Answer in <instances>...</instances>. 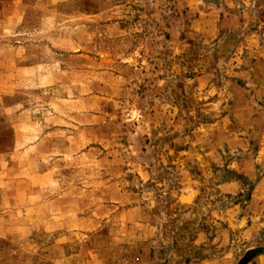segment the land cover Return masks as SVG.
Segmentation results:
<instances>
[{"label": "rangeland", "instance_id": "obj_1", "mask_svg": "<svg viewBox=\"0 0 264 264\" xmlns=\"http://www.w3.org/2000/svg\"><path fill=\"white\" fill-rule=\"evenodd\" d=\"M0 264H264V0H0Z\"/></svg>", "mask_w": 264, "mask_h": 264}]
</instances>
